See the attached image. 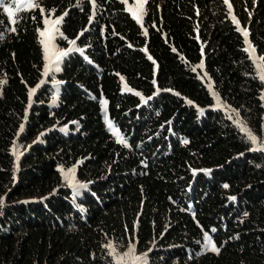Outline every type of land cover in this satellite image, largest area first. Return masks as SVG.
<instances>
[{
    "label": "trees",
    "instance_id": "trees-1",
    "mask_svg": "<svg viewBox=\"0 0 264 264\" xmlns=\"http://www.w3.org/2000/svg\"><path fill=\"white\" fill-rule=\"evenodd\" d=\"M11 1L0 0V264H117L109 241L134 242L148 264H264V152L213 107L215 94L260 138L263 83L223 1L147 0L142 26L121 0H39L11 24ZM231 3L264 61V0ZM49 13L63 16L58 45L81 50L62 62L53 108L38 40ZM46 129L15 168L14 141ZM73 166L80 194L63 185Z\"/></svg>",
    "mask_w": 264,
    "mask_h": 264
},
{
    "label": "rangeland",
    "instance_id": "rangeland-1",
    "mask_svg": "<svg viewBox=\"0 0 264 264\" xmlns=\"http://www.w3.org/2000/svg\"><path fill=\"white\" fill-rule=\"evenodd\" d=\"M77 1H78V4H81L85 0H77ZM121 1H123L125 3L128 12L134 18V20L139 25L142 26L143 18H144V15H145V6H146L147 0H144V10H143V15L141 17L140 22H138L137 19L133 16V10H136L137 5L141 2V0H121ZM222 1L225 4V8H226V11H227V17L233 22V16L235 17V15L233 13V7H232L231 0H228V3H225V0H222ZM38 2H39V0H12L9 3L3 4L2 8L4 10L6 7H9V6L13 7V10L15 12V15L13 17H9L7 12L4 10L5 14L7 15V18L9 20V22L11 24H13L15 22V20H16V15H17L18 12L24 11V10L25 11L31 10V9H33V8H35L37 6ZM17 3L20 5L19 8L15 7V5ZM28 3H32L35 6L34 7H28L27 6ZM229 4L231 5V12L229 11ZM62 17H63L62 15L59 16V17H55L54 13H49L48 15H44V17H43V27H42V29L38 30V40H39V43L41 45L42 54H43V61H44L43 77H42V81H41V86L49 85V87L51 88V97L49 99L48 105L50 107H52V108L55 107L58 104V96H59V93H60V82L57 80L56 76L58 75V73L61 70V65H62L63 60L66 58V56H68V54H70L73 51L81 52V50L77 46H75L73 44H71L67 49H63V48H61L58 45V40L61 38L60 25H61V22H62V19H61ZM235 19L237 20L236 17H235ZM45 20L53 22L52 46H53L54 51H57V52L63 51V52L67 53V55L63 56L59 61L54 63L52 65L51 70H49L47 73L45 72V69H46V67L48 65V61L45 58L44 46L41 43V40L43 39V37H41V35H40V32L44 31L45 28H46V25L44 23ZM56 20H60V23L59 24H54V22ZM239 25H240V23H239ZM240 27L246 30V28L242 27L241 25H240ZM245 47L246 48L248 47V45L246 43H245ZM252 48H254V47L252 46ZM248 54H249V52H248ZM249 56H250V58H251V60H252V62L254 64V68L256 70V75L261 80V76L264 75V61L262 60V57L257 55L256 51L253 54H251V55L249 54ZM57 68H58V70H57ZM261 81L263 83V90L261 92V101H262V104L264 106V80H261ZM205 82L208 83L207 81H205ZM124 90L132 92L133 94H136L134 91L128 89L127 87H124ZM36 92H37L36 89L31 91L30 100L32 99L33 95ZM214 97H215V103H214V106H213L214 109L222 111L223 114L227 115L230 119H232L234 121V124L238 126V129H239L240 133L245 135L249 139L248 134L243 130V127H246L247 129H249L248 126L246 124H244L239 119V117H237L235 111H233L231 108H228L220 100H219V103H218L217 102V96L214 95ZM105 102L106 101L103 99V101H102V111H103V114H104V121H105V124L107 126L108 131L118 141L117 136L121 137V134H120L119 130L115 127V125L112 122L111 123L113 125V128L110 129L108 127V123H109L110 120H109L108 115H107V104ZM62 130H66V127H62ZM48 132H49V130H47V129L43 130V131H41L40 133H38L36 136H34L32 139H30L28 141H21L18 138L14 141V143H13V145L11 147V153H12V155L15 158V168L18 167L19 159L25 153H27L33 146H35L37 144H41L43 142L44 137L47 135ZM251 143H252V149H256L258 151L264 152V134L260 138H257V142L255 144L252 141H251ZM123 145H125V144H123ZM61 170H63V171H61ZM72 170H74V175L69 176V178L66 179L65 178V174L71 173ZM60 172H61V175H62L63 185L65 186V188L71 189V190L75 191L78 194H80L83 190H86L88 188V186H86L84 188H77L76 187V185H86V184H84V183L80 182L79 180H77V178H76V167L75 166L70 167V168H62L61 167L60 168ZM205 247L207 248V250H210L209 247L207 246V241H205ZM107 249H108V252H109V254H110L111 258H112V261L114 263H117V264H148V253L137 250L136 244L134 242H129L127 244H121V243H115L113 241H109L107 243Z\"/></svg>",
    "mask_w": 264,
    "mask_h": 264
},
{
    "label": "snow or ice",
    "instance_id": "snow-or-ice-1",
    "mask_svg": "<svg viewBox=\"0 0 264 264\" xmlns=\"http://www.w3.org/2000/svg\"><path fill=\"white\" fill-rule=\"evenodd\" d=\"M92 2H93V6L95 7V0H92ZM225 3H228V0H225ZM27 6L28 7H34L35 5H33L32 3H28ZM15 7L19 8L20 5L17 3L15 5ZM4 10L7 12L9 17H13L15 15L13 7H11V6L6 7ZM143 10H144V0H141V2L137 5L136 10H133V16L137 19L138 22H140V20H141V17L143 15ZM41 11H43V10L41 9ZM229 11L231 12V5L230 4H229ZM233 22L236 24L237 30L240 31L242 33V35L244 36L245 43L248 45V47L245 48V51L249 52L250 55L253 54L255 52V49L252 48V45L248 41L249 33L245 29L240 27L239 22L235 19L234 16H233ZM44 23L46 25V28L44 31L40 32V35H41V37H43V39L41 40V43L44 46L45 58L48 61V65L45 69V72L47 73L49 70H51L52 65L54 63H56L57 61H59L63 56L67 55V53L63 52V51H59V52L54 51L53 46H52L53 22L45 20ZM59 23H60V20H56L54 22V24H59ZM71 43L75 44V41H71ZM200 67H202V65H200ZM57 70H58V68H57ZM261 80H264V75L261 76ZM217 102L219 103L218 97H217ZM108 127L110 129L113 128L111 121H109ZM22 130H23V126L21 127V131ZM243 130L248 134L249 139L255 144L257 142V137L254 134H252V132L249 129H247L246 127H243ZM117 139H118L119 143L126 145V141L122 137L117 136ZM186 142L187 141H185V143ZM61 171H63V170H61ZM72 175H74V170H72L71 173L65 174V178L68 179L69 176H72ZM76 187L77 188H84V187H86V185H76ZM2 204H3V200L0 199V205H2ZM205 240L207 241V246L209 247V249L212 252H216V253L219 252V249L216 247L215 244H213L211 242V239L209 237L205 236Z\"/></svg>",
    "mask_w": 264,
    "mask_h": 264
}]
</instances>
